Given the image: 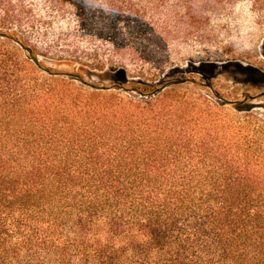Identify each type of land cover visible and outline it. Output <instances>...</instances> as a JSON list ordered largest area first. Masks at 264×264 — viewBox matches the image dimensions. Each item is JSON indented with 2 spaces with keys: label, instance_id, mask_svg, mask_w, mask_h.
Wrapping results in <instances>:
<instances>
[{
  "label": "trees",
  "instance_id": "obj_1",
  "mask_svg": "<svg viewBox=\"0 0 264 264\" xmlns=\"http://www.w3.org/2000/svg\"><path fill=\"white\" fill-rule=\"evenodd\" d=\"M240 1L0 0V264H264V119L166 55Z\"/></svg>",
  "mask_w": 264,
  "mask_h": 264
},
{
  "label": "rangeland",
  "instance_id": "obj_2",
  "mask_svg": "<svg viewBox=\"0 0 264 264\" xmlns=\"http://www.w3.org/2000/svg\"><path fill=\"white\" fill-rule=\"evenodd\" d=\"M62 21L56 22L51 35L62 29L75 31L70 18ZM208 28L206 34L167 47L166 55L181 63H215V68L200 76L198 85L187 87L203 95L213 91L220 101H229L224 106L227 112L239 108L244 109L243 114L249 111L264 119V7H255L250 0L240 1L211 17ZM2 41L0 38V47L5 48ZM43 254L55 257L51 252ZM26 256L20 264H27Z\"/></svg>",
  "mask_w": 264,
  "mask_h": 264
}]
</instances>
